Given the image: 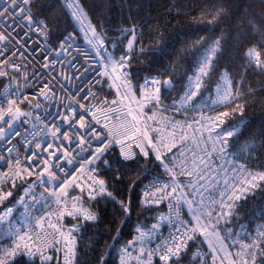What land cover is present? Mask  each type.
Returning <instances> with one entry per match:
<instances>
[{
	"label": "snow or ice",
	"instance_id": "obj_1",
	"mask_svg": "<svg viewBox=\"0 0 264 264\" xmlns=\"http://www.w3.org/2000/svg\"><path fill=\"white\" fill-rule=\"evenodd\" d=\"M31 3L32 0H6L5 6L0 9V24L3 25V28H0V43L15 40L16 44H19V47L16 48L15 51H12L9 56L0 60V77L8 76V72L3 70L4 65L10 66L14 71L19 70L20 65L15 63L9 64L11 57L19 54V56L27 59L28 54L35 53V49L29 48L27 40L14 37L12 35L13 31L19 28L21 32H24V28L27 27L29 30L37 29L46 38L48 36L47 24L38 18L40 13H32L30 7ZM66 7L72 9L71 15L79 23L82 31H84L87 43L96 50V56L101 58V62L104 64L105 69L102 75L113 80L114 83L110 85V87H115L117 89L118 96L122 95L121 99H116L111 102L112 105H117L118 107L111 108L110 111L113 113L119 112L123 116V119L118 126L113 125L111 128H109L107 124H104L103 127L107 129V135H104L96 128V124H100L101 121L97 113L91 110L92 107L95 106L90 105L86 107L84 104H80L79 107L83 109V112L78 113L70 102L66 106L67 112L70 113V115H61L58 113L57 116L62 122L67 123L69 128L74 130L73 134L70 136L67 131L61 133L60 127L53 123L51 126V135L54 141L47 143L46 146L37 143L35 145V150L31 152L30 156L26 157L27 163L25 166L13 167V163L17 166L21 165L19 158H16L14 161H7L6 167L8 171L0 173V203L13 196L11 190H4L7 184H10L11 188L14 189L17 187V180L22 184L27 183L25 181V174L27 176L37 175L41 186H45L52 182H55L57 185L56 188L49 192L50 196L56 197L55 204L57 208L54 211L48 212V217L52 215L63 217L67 214L77 221H80L81 218L83 222L96 221L98 219L97 213L82 206L85 194L89 201L96 200L97 197H107L118 203L122 212L127 215L131 211L129 204H126L124 201H116L113 194L107 190L109 187L107 182L103 179H99L97 175H89L88 179L91 182L87 184L86 193L84 186L79 184L76 185V187L80 188L81 195L72 198L74 201L73 209L72 211H68L66 206H61L63 205V201L60 197L67 195L66 189L76 181L77 177L73 176L71 180L66 177H61L64 179V183L60 184L54 173V170H59L63 173L65 169L62 161L68 165H72L73 159L68 157L73 153L79 155L82 152H88L91 158H83V162L80 164L78 170H83L85 164H87L89 166V173H97L98 169L94 166L95 163L102 160L105 152L113 145H120V152L124 161L135 160L137 155L153 157L154 160L158 162L157 166L162 168L171 178V184L155 180L151 184V188L154 190L145 191L144 193L145 197H151V199H147L144 203L159 204L171 197L172 199H169V207L176 209L177 219L175 222L163 215L160 217L161 222L167 219L173 224L175 233L161 244H158L156 248L146 250L141 246L138 254L135 256L137 264H152L153 256L156 255L159 256V260L164 262V264H169V261H172L173 264H179V257L181 253L188 248V242H195L197 236L204 237L208 242L211 251V264H225V262L226 264H264V239H262L264 238V231H259L257 237L251 239L250 243H241L239 241H234L232 245L225 243L230 237L235 235L232 232L231 225L234 224L232 218L239 209L237 201H240L242 198L246 199L247 194L257 187H264V185L260 183L264 182V172H253L244 164L233 167L232 169H226V175L223 178V191L219 193L218 200L215 198L211 199V205L218 206L219 210L216 211L209 206L210 210L207 213L199 211V205H204L205 203L204 192H208L209 197H212L213 193L220 187V179L216 176H209V173L212 171L211 166L204 157H197L194 151L192 152L193 158L191 159V168L187 167L189 162L187 158L180 160L179 164H177V153H179V156L184 157L186 151H192L188 148L186 143L189 137L183 131L179 134L180 144L179 146L177 145L176 129L178 127L183 128L180 121H172L162 117L165 121V125H170L172 128L171 132L166 133L164 128L159 126L152 127V125L148 124V121H153L157 125L160 124V120L157 119L158 111H152L151 115H147L143 111L148 104H151L157 110L163 107L164 111H167L168 108L167 106H163L161 99V85H163L165 89L172 88L173 81L171 79L161 81L159 78L152 77L145 78L144 85L132 84L129 62L135 59L133 53L136 44L139 42L136 26L133 25L131 28H122L120 30L122 37L127 40V44L121 49L122 54L117 58L109 53L108 49L104 46L103 34L98 33L90 22L86 23L88 20L87 14L79 5L78 0H72L71 3H67L66 0ZM201 17L202 22L211 26H219L222 23L221 17L227 19L228 13L223 6H219L215 7V11L208 9L202 12ZM9 21H11V23ZM18 21H26V24H20ZM89 33H91V35H89ZM28 35V32H24L25 37H28ZM70 39L71 34L63 38L60 45L62 51H67V48L72 47V44L68 43ZM228 39L229 38L226 37L224 33H221L215 39L201 38L197 41L199 46L197 50L203 49V52L198 60L197 71L194 76L189 77L185 93L180 98L181 107L189 104H192L194 108L199 107V105L195 104V98L204 86L205 78L210 77V75L217 70L216 65L222 53H224L228 47ZM209 40H211L210 43ZM120 43H122V41ZM66 45L67 47H65ZM205 45H207V47H205ZM112 46L116 47L117 45L113 44ZM6 47L7 45H5V48ZM166 47V42H158L157 44V48L161 55L165 54ZM157 48L151 49V51L154 52ZM139 51L143 53L150 50L145 49L141 45ZM59 54L60 53H56L57 56ZM0 56H4L3 51H0ZM41 58L45 61L43 65L45 69L54 66L55 61L49 62L46 56ZM241 58L244 60L243 67L245 71H252L255 69L259 70L261 74H264V37H262L258 44H253L244 48ZM72 67L75 68L76 66L73 64ZM25 79H27V77H25ZM56 79V77H52L47 83H43L39 89L38 96L33 97V99L38 101L36 104L37 108L40 107L39 98L48 97V94L52 92L53 81H56ZM65 79H67V77H65ZM243 79L244 77L242 76L241 81L237 83L227 72L223 73L217 85L216 98L212 100L211 106L223 105L228 110L219 111L215 116H201V120L210 122V126L202 125V128H206V130L210 132L217 128L219 129L215 138L219 147H214V151L226 153L229 140L234 137H239L243 133V119L234 121L226 127H221L227 123V118L238 112L241 117H243L244 105L235 103V101L242 99L245 95L251 94L252 92L251 88H249L247 94L240 91ZM116 81H119V84L115 83ZM148 87L154 88V92H148ZM61 88H63V85H61ZM121 89H124L122 94ZM5 91L7 92V89ZM137 91L141 97L140 101L136 100ZM18 92L19 88H17L16 92L12 93L13 98L5 96V98L0 101V123L6 125L9 129L13 128L14 122L21 116H31V113L23 112L19 107V105L28 98L26 96L22 98L18 97ZM88 97L95 99L96 94L89 91L85 93L82 99L86 100ZM123 99L135 101L139 104V107L134 109L129 105L127 111L122 112ZM107 103L108 101L104 100L101 102V105H106ZM172 107L175 108L177 112L180 111V108L176 107L175 101ZM99 110L104 112L102 107ZM212 110L215 111V107H212ZM89 116L91 119L88 118ZM36 119H40L39 115L36 116ZM105 119H107L106 114ZM93 121L95 123H93ZM200 122V120L193 119V122L187 124L186 127L192 129L194 124ZM3 133L4 127H0V134ZM152 133H155V135ZM15 135H19V132L17 131ZM192 140L193 143H196L195 134ZM64 141H67L68 144L65 145ZM94 141L96 142V146L94 150H92ZM133 145L139 149V153L132 151ZM174 148L176 152H173ZM77 149H79V152H76ZM7 151L11 153L13 149L8 148ZM41 153H47V156H42ZM168 153L172 155L169 156ZM0 160H5V157L0 156ZM50 161L55 162L52 163ZM103 164L105 167L111 168L109 160H103ZM75 170L76 169H74V171ZM120 170L119 167L115 169L117 172ZM229 171L237 173V175L229 177L227 175ZM178 172L180 175L187 177L197 175L198 179L194 182L190 180L189 183L185 185L183 182L177 181L176 176ZM9 173H11V175H9ZM115 179L119 180L120 176H116ZM161 183V187L156 186ZM34 184L35 182L27 184V187L24 188L25 195L31 192ZM178 189L180 190L179 194H177ZM184 189H188V191ZM45 191H49L47 187H45ZM196 194H199L201 199L199 205L194 207V205H197V201L195 200ZM189 197L192 198L189 199ZM32 199H36L34 194L32 195ZM17 203L25 204V196H20ZM77 203L81 206L77 207ZM182 204L188 206L190 219H178ZM12 213L13 207H6L2 214H0V222L5 221ZM23 215L25 219L30 221L26 227L31 228V220L33 217L26 204ZM262 217H264V213H262ZM45 218L46 217L42 216L39 219H35V227L43 229ZM82 226L83 224L78 222L65 233L61 231L56 224L49 222L48 227L55 230L53 233L47 234L52 238L38 242V235L37 239H34L23 227L18 228L9 225L7 236L11 243H8L7 247L0 244V264H10V258L25 254L29 258V261L34 264L33 258L37 256V253H39L41 264H51V262L57 260V257L45 254L42 247L43 249L53 248L55 252H60L62 241L64 250L63 264H74L76 261L77 243V238L74 233L79 232ZM159 228L160 223L153 224L150 233L154 235L159 231ZM137 232L139 233L138 241L134 240L129 242V245L121 250L120 264H128L129 259L132 258V253L129 249L133 244L137 242L143 244L146 236L149 240L151 239L149 233L140 228L137 229ZM221 232H225L226 235L221 236ZM56 233L59 234V238L56 237ZM117 235H119V229H117ZM113 240L115 241L116 237H113ZM25 241H33V243L29 244ZM217 243L219 247L216 246ZM237 245L239 250L232 252L230 249ZM196 258L198 260L200 259L199 252L196 253ZM100 264H104L103 255L100 257Z\"/></svg>",
	"mask_w": 264,
	"mask_h": 264
},
{
	"label": "trees",
	"instance_id": "obj_2",
	"mask_svg": "<svg viewBox=\"0 0 264 264\" xmlns=\"http://www.w3.org/2000/svg\"><path fill=\"white\" fill-rule=\"evenodd\" d=\"M78 2L87 14L86 22H90L98 33L103 34L104 46L115 57L122 53L121 49L127 44L120 30L136 26L139 42L133 53L135 59L129 62L131 82L134 85H143L145 78L156 77L161 81L171 79L172 88L165 89L161 85L163 101L177 99L185 91L188 78L197 71L198 60L203 52V49L197 50L199 47L197 41L201 38L215 39L224 33L229 38L228 47L216 65L217 70L210 77L205 78L204 86L196 97V103L199 108L210 112L218 113L228 110L223 105L214 106L215 111L212 107H208L213 88L222 73L227 72L237 83L241 81L242 76L244 77L240 91L247 94L251 88L252 92L235 101L244 105L243 117L238 112L227 118V123L221 127H226L240 119L244 120L242 135L229 140L228 159L235 163V167L244 164L253 172H264V74L255 69L245 71L244 60L241 58L244 48L258 44L264 37V0H78ZM219 6L226 9L227 19L221 17L222 23L219 26L202 22V12L208 9L215 11V7ZM30 7L32 13H40L38 18L47 24L49 41L53 46L57 45L58 40L69 29H78L71 11L66 7L65 0H32ZM158 42L167 43L164 55H161L157 48ZM113 44L117 46L113 47ZM141 45L150 51L141 53L139 51ZM154 48L157 50L151 51ZM110 85L112 84L109 79L105 77L99 85L100 94L110 96L113 93V87ZM136 100H141L138 91ZM143 111L147 115H151L152 111H158L159 117L162 116L163 107L157 110L150 105ZM148 123L154 122L148 121ZM168 155L172 154L168 153ZM103 160H109L111 168L105 167ZM157 165L158 162L153 157L142 155H137L135 160L124 161L115 147L109 148L102 160L96 162L101 179L109 185L107 190L113 194L116 201L129 204L131 211L127 215L124 214L120 205L107 197H97L93 201L85 199L83 206L96 212L98 219L82 223L83 226L76 235L74 264H100L101 255L104 256V264H120L121 247L131 242L137 227L149 226L160 210L159 207L145 205L140 194L141 185L145 180L154 177L170 178ZM118 167L121 169L119 172L115 171ZM116 176H120V179H115ZM31 179L32 177L25 174L27 183ZM176 179L187 185L191 177L180 175L178 172ZM27 183L22 184L17 180V187L14 189L7 184L4 190H11L13 196L0 203V212L8 206L13 207L9 224L18 228L26 222L23 215L25 204H18L17 200L24 193ZM260 183L264 185V182ZM184 190L188 191V189ZM178 192H180L179 189ZM42 204L43 202L39 204V207ZM184 205L186 219H190L188 206ZM237 205L239 209L232 218L234 224L231 225L235 235L241 232L238 229L239 226L254 232L264 231V217H262L264 187H257L249 192L246 199L237 201ZM117 229H119V235H117ZM224 235L226 233L221 232V236ZM233 236L227 241H230ZM242 236L247 241L251 238V234L243 233ZM113 237H116L115 241ZM253 238H256V235ZM0 239L1 244L11 243L5 236ZM196 249L201 252L200 256L205 257L203 264H211V252L208 254L209 245L202 236H197L195 242H189L188 248L179 258V264H199L201 258L198 260L192 256ZM45 254L57 257V260L51 264H62V251L55 252L53 248H50L45 251ZM33 259L34 264H41L39 255ZM10 264H32V262L25 254L12 258Z\"/></svg>",
	"mask_w": 264,
	"mask_h": 264
},
{
	"label": "built area",
	"instance_id": "obj_3",
	"mask_svg": "<svg viewBox=\"0 0 264 264\" xmlns=\"http://www.w3.org/2000/svg\"><path fill=\"white\" fill-rule=\"evenodd\" d=\"M5 3L6 0H0V9H2L5 6ZM9 22L11 23V21ZM18 23L26 24V21H18ZM0 28H3L2 24H0ZM24 32H28L29 34L28 37L24 36ZM24 32H21L20 29L17 28L15 31L12 32V35L14 37L26 39L29 48L35 49V53L28 54L27 59L19 56V54L11 57L9 64L15 63L17 65H20L18 71H14L8 65L3 66V70H6L8 72V76L0 77V81L2 80V83L0 84V101H2L5 98V96H8L9 98H13L12 93L16 92L17 88H19V92L17 93V96L20 98L26 96L28 98L23 103H21L19 107L23 112L31 113V116L29 117L21 116L17 121L14 122V126L11 129H9L6 125L0 123V127H4V133L0 134V156L5 157V160H0V173L8 171L6 167L7 161L9 160L14 161L16 158L20 159L21 165L17 166L13 163V167L25 166L27 163L26 157L30 156L31 152L35 150V145L37 143L41 144L42 146H46L47 143L53 142L54 138L51 135V126L53 123L57 124L60 127L61 133L67 131L70 136L73 134L74 130L69 128V125L65 122H62L57 116L58 113H60L61 115L63 114L70 115V113L67 112V108H66V106L70 102L72 103V107L76 108L78 113L83 112V109L79 107L80 104H84L86 107L90 105L95 106L92 107L91 110L97 113V116L101 121L100 124H96V128L104 135H107V129L103 127L104 124H107L109 128H111L113 125L118 126L121 123V120L123 119V116L119 112L113 113L112 111H110L111 108L118 107L117 105H112L111 102L113 100L122 98V95L121 96L117 95V89L113 87V93L110 96L100 94L99 85L101 81L105 77H107L102 75V73L105 70L104 64L101 62V58L96 56V50L93 49L87 43V40L85 38V33L84 31H82L79 23H78V29L77 30L69 29L67 32H65L62 35V37L58 40L56 46H53L50 43L49 35L46 38L37 29L29 30L27 27H25ZM69 34H71V39L68 41V43L72 44V47L67 48V51H62L60 47L61 42L63 38L65 36H68ZM89 35H91V33H89ZM5 45H7L6 48ZM18 47L19 44H16L15 40L5 41L3 43H0V51H3L4 53V56H0V60L9 56L10 53L12 51H15V49ZM65 47H67V45ZM56 53H60V54L57 56ZM43 56H46L49 62L55 61L54 66L45 69L43 66L45 61L44 59L41 58ZM73 64L76 66L75 68L72 67ZM221 75L219 76V79L217 80L213 88V92L208 107L211 106L212 100L216 98V89L218 83L221 80ZM25 77H27V79H25ZM52 77L57 78L56 81H53L52 92L48 94L47 98L44 97L39 98L40 107L37 108L36 104L38 101L36 99H33V97L38 96L40 87L43 85V83H47ZM65 77H67V79H65ZM107 78L109 79L111 84L114 83L113 80H111L109 77ZM188 80L187 83L185 84V90L188 85ZM115 83L119 84V81H116ZM61 85H63V88H61ZM6 89L7 92L5 91ZM147 90L150 93L154 92V88L152 87H148ZM89 91L91 93H95L96 98L93 99L92 97H88V99L86 100L82 99V97L85 96V93ZM123 91L124 89H121V94L123 93ZM184 93L185 91L177 99L174 100H170V101L162 100L163 106H167L168 110L164 111L163 109L161 114L162 117L168 118L169 120L180 121L181 125L183 126V128L178 127L176 129L178 146L180 144L179 134L181 133V131L185 132L186 135L189 137L186 143L188 148L191 149L192 151H186L184 157L179 156V153H177L176 163L179 164L180 160H184L185 158H187L189 161L187 167L191 168L192 167L191 159L193 158L192 152L194 151L197 157H204L207 160L208 164L211 166L212 171L209 173V176L210 177L216 176L218 179H220L221 182L220 187L213 193L212 197H209L208 192H204V200H205L204 205H199V201L201 197L199 196V194L195 195V199L197 200L196 206L199 205L198 208L202 212L207 213L210 210L209 206H211L212 209L218 211L219 210L218 206L211 205V199L212 198H215L217 200L219 199V193L223 191V178L226 175L225 170L232 169L233 167H235L234 165L235 163H233L228 159V155H229L228 152L220 153L218 151H214V147L215 148L219 147V144L216 143L215 141L218 128L211 132L206 130V128H202V125L210 126L209 121L201 120L202 115L207 117V116H215L218 113L210 112L207 109H201L199 107L194 108L192 104L181 107L180 98L184 95ZM104 100H107L108 103L106 105H101V102ZM174 101L176 102V107L180 108L179 112H177L176 109L172 107ZM195 104L197 105L196 98H195ZM129 105L134 109L139 107V104H137L135 101L123 99V107L121 108V111L126 112L127 107ZM150 105L151 104H148L147 106ZM101 107L104 109V112H101L99 110ZM105 114L107 115V119H105ZM37 115H39L40 117L39 120L36 119ZM174 115H177L178 117ZM162 117L159 125H157L156 123L150 125H152V127H157V126L162 127L164 128L166 133L171 132L172 131L171 126L170 125L166 126L165 121L164 119H162ZM88 118L91 119L90 116ZM193 119L200 120L201 122L194 124L192 129L187 128L186 125L191 124L193 122ZM93 123L95 122L93 121ZM17 131L19 132V135H15ZM152 134L155 135V133ZM194 134L196 138V143H193L192 140ZM64 143L65 145L68 144L67 141H64ZM95 146H96V142L94 141L92 150H94ZM112 147H115L117 149L120 157L122 158L120 152V145H113ZM8 148H12L13 151L9 153L7 151ZM132 151L139 153V149L136 148L135 145L132 146ZM76 152H79V149H77ZM173 152H176L175 148L173 149ZM41 155L47 156V153H41ZM68 158L73 159V164L68 165L67 163H64L62 161L65 171L61 173L59 170H54V173L60 184L64 183V179H62L61 177H66L69 180H71L73 176L77 177L76 181L66 189L67 195L60 197L61 200L63 201V205L61 206H66L68 211H72L73 203H74L72 198L81 195L80 188L76 187V185L79 184L84 186L86 193L87 184L91 182L88 179L89 175H97L99 179H101V177L99 175V172L89 173L88 172L89 166L87 164H85L83 170H78L80 164L83 162V158H91L89 157L88 152H82L79 155L73 153ZM50 162L54 163L55 161H50ZM94 166L96 167V163ZM74 169L76 170L74 171ZM9 175H11V173H9ZM227 175L231 177L233 175H237V173H233L229 171L227 172ZM30 177H32V179L28 183L35 182L34 187L32 188L31 192H29L27 195H25V193L22 194V196H25V204L27 205L33 217V219L31 220V225H32L31 228L26 227L30 223V221L27 219L24 225L22 226L25 231L29 232V235L33 236L34 239H37V235H38L39 237L38 242H40L52 238L50 235L47 234L53 233L55 230L48 227L49 222L56 224L57 227L60 228V230L65 233H67L68 230L71 229L72 226L77 224L78 222L83 223L82 218L80 221H77L73 219L71 216H68L67 214H65L63 217H58L57 215H52L48 217V212L54 211L57 208V205L55 204L56 197H52L49 195V192L52 189L56 188L57 185L55 182H52L45 186H41L39 184V179L37 175H32ZM197 179H198L197 175L191 177V181L193 182L196 181ZM155 180H160L161 182H168L169 184H171V178L168 177H162V178L154 177L145 180L140 188V194L143 203L147 199H151V197H145L144 193L145 191L154 190L151 188V184ZM156 186L161 187L162 183L157 184ZM45 187H47L49 191H45ZM220 188L221 191H219ZM33 194L36 197L35 200L32 199ZM177 194H179V192H177ZM85 199H88L86 194L84 195V200ZM169 199L172 198L170 197ZM169 199H166L159 204L144 203L147 206L159 207L160 210L157 212V214L155 215V219L149 226L146 227L139 226L135 229L131 241L134 240L138 241V237H139V233L137 232L138 228L149 233L151 239L149 240V238L146 236L143 244L137 242L131 246L129 251L132 253V258L129 259L128 264H137L135 260V256L138 254L141 246H143L146 250L156 248L158 244H161L164 240L168 239L172 234L175 233V228L173 227V224L169 222V220L166 219L163 222L160 221V217L162 215L168 217L173 222H175V220L177 219L176 209L169 207ZM42 202H43L42 206L39 207V204ZM80 206L81 205L77 203V207ZM185 209H186L185 205L182 204L178 219L186 220ZM42 216L46 217L43 222V229L35 227V219H39ZM5 221L8 220L6 219ZM157 223H160L159 231L154 235H152L150 233L151 226ZM77 233L78 232L74 233V235L76 236ZM56 237L59 238L58 233H56ZM25 242L29 244L33 243V241H25ZM62 244L63 241L61 242V251H62L61 262L63 264L64 250ZM128 245L129 244L125 246ZM125 246L121 247L119 252L120 256H121V250ZM42 250L46 251L47 249H43L42 247ZM184 252L185 251L181 253L180 257ZM197 252L201 254V252L198 249H196L195 252L192 254V256L196 257ZM37 255H39V253H37ZM200 258L201 259L199 264H203L205 262V257L200 256ZM156 262H159V264H164V262L159 260L158 255L153 256L152 264H156ZM170 262L172 261H169V263Z\"/></svg>",
	"mask_w": 264,
	"mask_h": 264
},
{
	"label": "rangeland",
	"instance_id": "obj_4",
	"mask_svg": "<svg viewBox=\"0 0 264 264\" xmlns=\"http://www.w3.org/2000/svg\"><path fill=\"white\" fill-rule=\"evenodd\" d=\"M65 2H66V0H65ZM72 2V0H67V3H71ZM79 3V2H78ZM69 8V7H68ZM69 10L70 11H72V9L71 8H69ZM76 21V20H75ZM76 23H77V25H78V22L76 21ZM87 23V22H86ZM161 115L157 118V119H159V120H161ZM154 135V134H153ZM194 207H197L196 205H194ZM5 209V208H4ZM3 209V210H4ZM3 210L0 212V214H2V212H3ZM198 210L199 211H201L199 208H198ZM11 216H12V214L7 218V220L8 221H3V222H0V237H3V236H5V238H8V236H7V231H8V225H10L9 223V221H10V219H11ZM238 229L241 231L240 232V234H236L235 236H233V238L230 240V241H226L225 243H227V244H229V245H232L233 243H234V241H239V242H241V243H250L251 242V239H253V237L256 235V237H257V234H258V232L260 231V230H258V231H256V232H254V230H249V229H246L245 227H243V226H239L238 227ZM243 233H245V234H251V238H250V240L249 241H247V239L246 238H244L243 236H242V234ZM1 240V239H0ZM214 243H215V241H214ZM0 244H1V242H0ZM4 247H7V245H4V244H2ZM216 246L217 247H219V244L217 243L216 244ZM199 249V248H198ZM232 252H236V251H238L239 250V247H238V245L236 246V247H232L231 249H230ZM210 249L208 250V254H210ZM11 259L12 258H10V261H11ZM225 264H226V262H225Z\"/></svg>",
	"mask_w": 264,
	"mask_h": 264
}]
</instances>
